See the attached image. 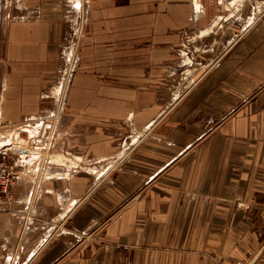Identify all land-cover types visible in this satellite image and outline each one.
<instances>
[{
	"label": "crops",
	"instance_id": "0c3cea01",
	"mask_svg": "<svg viewBox=\"0 0 264 264\" xmlns=\"http://www.w3.org/2000/svg\"><path fill=\"white\" fill-rule=\"evenodd\" d=\"M225 1L84 0L61 105L39 91L83 7L21 0L2 25L0 116L44 119L55 153L0 212V264L21 247L26 264H264V0H232L242 15ZM192 38L214 41L187 78Z\"/></svg>",
	"mask_w": 264,
	"mask_h": 264
},
{
	"label": "rangeland",
	"instance_id": "374dc122",
	"mask_svg": "<svg viewBox=\"0 0 264 264\" xmlns=\"http://www.w3.org/2000/svg\"><path fill=\"white\" fill-rule=\"evenodd\" d=\"M231 1L232 0H226L224 2V5L222 7L223 13L226 12V13L230 14L233 12L234 14H237V15L246 14V12H245L246 11V5H243V4H241V5L239 4L240 6H238V7L233 6L234 8L232 9V12H231L230 11ZM258 1L261 2V0H258ZM212 2L214 3V1H212ZM22 7L23 6L21 3V0H0V43L2 40V36L4 35L2 32V29H3L2 25L4 24V20L7 19L11 15V13L13 14V13L19 12V11H17V9H20V11H21ZM263 8H264V5H263ZM258 10H260V9H258ZM84 11H85V8H83V10L81 12L73 13L72 20H71V22H69V28L67 30L68 32H67L66 41H65V44L63 45L62 51H61V62L59 63L58 68H56V69L54 68L51 70V72L53 74H55V77H54L55 79H51L49 81L45 80V83L43 84V89L39 91L40 94L42 93V96L43 95L44 96L52 95L55 98L60 97L59 99L61 101V105L65 102L66 95H67L68 89H69L70 77L73 73V65H74L73 64V59H74L73 58L74 57L73 56V54H74L73 50L75 52V50L77 49L78 44H79V42H77L76 39L77 38L80 39L81 34L83 32V29H84L85 18H86L84 16ZM242 18L241 17L233 18L232 24L233 25L234 24L240 25ZM222 22H224V20ZM227 22H229V21H227ZM212 31H213V28H212ZM213 41H214L213 39H208V41H206L203 44L199 39H195V38H192L190 40V42L188 41L187 42L188 45L191 43L190 46L192 48L191 49L192 51L190 50V54H192V56L190 55L191 56V60H190L191 63L187 62V61H185V63L191 64V65H185L186 70H184V71L187 73H183L182 70H179L178 75L184 76L186 74V77L188 78L189 77V74H188L189 69H193L196 66L198 67L199 55L200 56L203 55L208 49H210L211 44H213ZM74 44H75V46H74ZM70 54H72V55H70ZM1 55H2V51H1V45H0V58H1ZM69 57H70V60H69ZM67 58H68V60H67ZM1 78L2 77H1V73H0V84H1ZM52 81L54 83L50 84L49 82H52ZM0 90L2 92L1 86H0ZM38 103H39V105L46 106L45 103H47V102L44 103V100H41ZM47 106H50V103H47ZM38 110H36V112ZM40 114H41V111H40ZM37 116L30 115L29 117L28 116L23 117L20 120L16 121L15 123L14 122L10 123V122L6 121L4 117L1 118V116H0V146L4 145L5 143H11L10 146H12L14 143L18 144L19 146L27 145V147H29V150H30L29 152L31 154H33V156L30 154L31 157H28L26 160L33 158L32 162H31L32 165L27 164V162L24 161V159H23L22 160L23 167H20L17 170H19V172H21L20 177L26 176L27 174H30L32 176V177H30V179L35 178V181L38 180V179H36L37 175H40V178L42 177L43 170H44L45 166H46V169H45V171H46L48 168V165L53 161L52 160V156H53L52 154L55 153L53 150L54 146H55L54 133H51V134L48 133L45 135L46 132L42 133V131L39 129L38 130L39 133L35 132L37 135H34L35 136L34 138L32 137L33 140L31 139V141H30V139H28V137H30V135L32 136V133H33L30 130L34 129V131H37V130H35V128L37 126H40L39 128H41L42 127L41 124H44V119H43V122H41L40 119L36 118ZM48 123L51 126L53 125V127L56 126V122H55L54 118H51L50 122L48 121ZM23 129H25V131ZM40 131H41V133H40ZM17 134H18V138H17ZM42 137L50 138L51 142L45 141L44 138L42 139ZM43 141H45V142H43ZM39 148H41V149L39 150ZM17 151H19V150H17ZM34 158H36V159H34ZM41 164H42V166H41ZM113 165H114V163H110V165H108V168L109 167L111 168ZM41 167H42V171H41ZM38 168H40V169H38ZM16 182H15V184H16ZM35 219L36 218L33 219V228H32L31 233H34L37 229L36 225H35V222H36ZM24 250H25L24 247L20 248L19 253L14 258V264H16L18 261V259H16V257L18 255L21 257V259H23L22 256H24ZM24 257H26V256H24ZM19 263H21V262H18L17 264H19Z\"/></svg>",
	"mask_w": 264,
	"mask_h": 264
},
{
	"label": "built area",
	"instance_id": "2783aa9c",
	"mask_svg": "<svg viewBox=\"0 0 264 264\" xmlns=\"http://www.w3.org/2000/svg\"><path fill=\"white\" fill-rule=\"evenodd\" d=\"M83 1L84 0H82V2ZM81 7L84 8V2L81 3ZM23 130L25 131V129ZM13 148H15L13 145L0 146V212L7 210L12 203V188L21 174V172H19L17 169L23 167L22 160L24 152L17 151V149L21 147L16 148L15 150H13ZM25 149L29 153L30 150L27 145H23L21 148L22 151Z\"/></svg>",
	"mask_w": 264,
	"mask_h": 264
},
{
	"label": "water",
	"instance_id": "95a60500",
	"mask_svg": "<svg viewBox=\"0 0 264 264\" xmlns=\"http://www.w3.org/2000/svg\"><path fill=\"white\" fill-rule=\"evenodd\" d=\"M76 3H77V7L80 9L81 8V3H80V0H76ZM84 6H85V3H84ZM6 20L7 19H5L4 20V23L6 22ZM3 55V54H2ZM45 169H46V166H45V168H44V170H43V174L45 173ZM43 178V177H42ZM34 218H36V215L34 214V212L31 214V217H30V219L28 220V231L29 230H31L32 229V227H33V219ZM27 231V232H28ZM45 238H46V236L45 237H43L42 238V240H41V242H40V244H42L43 242H44V240H45ZM35 252H36V249H34L29 255H26V257H25V259H21V257L18 255L17 257H16V259H18V261H17V263L18 262H22V263H20V264H26L28 261H29V259L35 254ZM20 260V261H19ZM16 263V264H17Z\"/></svg>",
	"mask_w": 264,
	"mask_h": 264
},
{
	"label": "bare ground",
	"instance_id": "6f19581e",
	"mask_svg": "<svg viewBox=\"0 0 264 264\" xmlns=\"http://www.w3.org/2000/svg\"><path fill=\"white\" fill-rule=\"evenodd\" d=\"M39 127H40V126H37V127L35 128V130H37V131H34V132L39 133V132H38V130L40 129ZM33 135H37V134H36V133H33ZM17 136H18V134H17ZM4 145H5V146H7V145L10 146L11 143H5ZM13 146L15 147V148H13V150H15L16 148H19V147L22 148V146H19L18 144H15V143L13 144ZM44 147H45V146H44ZM21 148H19V149H17V150H19V151H21V152H24V153H23V159L25 160V159H27V158L30 156L31 153L29 152V154H27V153H28L27 150H26L27 148H26L25 150H23V151L21 150ZM28 148H29V147H28ZM37 149H38V148H37ZM40 149H41V148H39V150H40ZM32 155H33V154H32Z\"/></svg>",
	"mask_w": 264,
	"mask_h": 264
}]
</instances>
